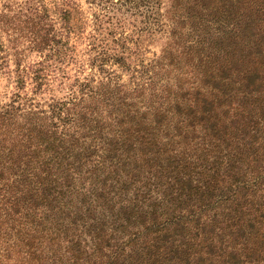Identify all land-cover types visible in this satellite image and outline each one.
Listing matches in <instances>:
<instances>
[{"label":"trees","instance_id":"1","mask_svg":"<svg viewBox=\"0 0 264 264\" xmlns=\"http://www.w3.org/2000/svg\"><path fill=\"white\" fill-rule=\"evenodd\" d=\"M80 1L0 0V264H264V0Z\"/></svg>","mask_w":264,"mask_h":264},{"label":"rangeland","instance_id":"2","mask_svg":"<svg viewBox=\"0 0 264 264\" xmlns=\"http://www.w3.org/2000/svg\"><path fill=\"white\" fill-rule=\"evenodd\" d=\"M43 1H45L46 3H49L50 5L53 4V0H43ZM80 2H82L83 8L86 10V19L88 18L89 22L91 23L92 14H90V12L92 13V11L90 10L89 5L86 4L85 1L81 0ZM88 29L90 30V28H88ZM158 43H160V42H158ZM157 44H152L150 46L151 49L148 47L149 48V52L148 53H149L150 56H152V54H153V52L155 50H157V49L159 50L160 44L159 45H157ZM80 48H81V46H80ZM79 51H80V54L77 55L76 62L75 63H71L70 65H68L69 66L68 67L69 68V72H71L72 75H75V72L79 71L78 70L79 65H83V64L85 65L86 64L85 60L87 59V57L84 54V51L82 50V48ZM32 57H34V56H32ZM77 62H79V63L76 64ZM89 71H90V69L86 68V73L89 72ZM12 89H13L12 80L7 76V74L4 71L3 72L0 71V99H3V96L8 94V92L11 91ZM62 94H64V92H62L61 95Z\"/></svg>","mask_w":264,"mask_h":264}]
</instances>
